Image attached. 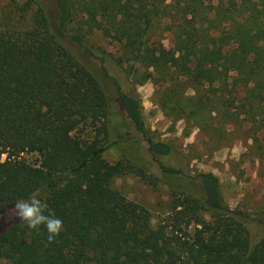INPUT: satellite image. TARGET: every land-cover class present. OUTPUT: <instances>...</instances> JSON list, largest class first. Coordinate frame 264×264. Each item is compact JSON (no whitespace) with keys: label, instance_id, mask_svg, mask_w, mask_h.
<instances>
[{"label":"trees","instance_id":"1","mask_svg":"<svg viewBox=\"0 0 264 264\" xmlns=\"http://www.w3.org/2000/svg\"><path fill=\"white\" fill-rule=\"evenodd\" d=\"M3 1L32 15L25 29L11 30L13 18L0 29V260L264 264V236L252 243L249 216L225 204L218 178L163 163L172 149L149 137L135 89L156 85L157 105L172 119L213 114L247 126L254 143L264 140V0ZM94 32L120 46L118 57L89 42ZM71 45L99 62L113 105L146 142L159 176L128 159H103L113 145L112 104ZM128 174L163 182L165 217L153 223L149 211L118 195L112 182ZM36 189L63 221L51 243L45 228L30 230L9 215Z\"/></svg>","mask_w":264,"mask_h":264},{"label":"rangeland","instance_id":"2","mask_svg":"<svg viewBox=\"0 0 264 264\" xmlns=\"http://www.w3.org/2000/svg\"><path fill=\"white\" fill-rule=\"evenodd\" d=\"M29 15H32V10L20 13L7 1L0 0V29L7 28L3 23L9 18H13L11 25L14 26L9 27L11 30L25 29ZM17 19L21 22L15 29L17 24L14 23ZM87 37L93 46L99 47L105 54L114 57L120 54V46L100 33L94 32ZM161 39L165 48L171 47V36L168 33H164ZM70 50L96 75L112 104L109 130L110 142L113 145L103 153V159L109 163L128 159L150 167L151 172L159 176L156 165L146 152V142L133 133L126 118L113 105L115 91L101 74L99 62L84 57L73 45ZM135 89L142 103L149 137L153 141L170 145L172 149L170 157L163 159V163L183 171L190 177L200 173L215 175L219 180L225 204L231 210L249 216L251 241L256 243L264 236V215L258 216L261 212L264 213V140L254 143L247 126L225 124L214 120L213 114L200 119H172L165 116L157 105L156 85L152 82L135 84ZM187 95H192V92L189 91ZM23 158L30 163L36 160L35 155H24ZM112 187L121 198L135 202L149 211L153 223L166 216L170 199L169 191L162 181L158 180L152 185L133 174H128L114 179ZM0 264L9 263L0 260Z\"/></svg>","mask_w":264,"mask_h":264},{"label":"clouds","instance_id":"3","mask_svg":"<svg viewBox=\"0 0 264 264\" xmlns=\"http://www.w3.org/2000/svg\"><path fill=\"white\" fill-rule=\"evenodd\" d=\"M41 191L36 189L28 199L17 200L9 215L14 216L30 230L38 232L41 227L45 228L51 243L62 232L63 221L56 217L48 204L40 198Z\"/></svg>","mask_w":264,"mask_h":264}]
</instances>
